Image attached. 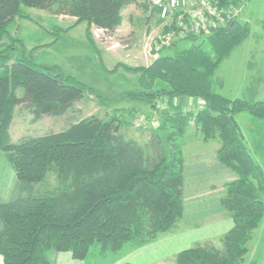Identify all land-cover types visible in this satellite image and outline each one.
Segmentation results:
<instances>
[{"label": "trees", "instance_id": "1", "mask_svg": "<svg viewBox=\"0 0 264 264\" xmlns=\"http://www.w3.org/2000/svg\"><path fill=\"white\" fill-rule=\"evenodd\" d=\"M137 1L0 0V157L12 165L19 183L18 197L0 205L2 264H51L54 252L70 253L78 261L94 250L116 255L128 245L145 246L172 232L184 214V157L178 142L190 122L204 140L219 141L218 160L239 177L225 185L222 201L234 228L220 239L221 247L198 245L177 255L175 264H242L249 253L248 244L264 219V173L247 149L236 116L247 113L264 120V102L229 100L212 89L216 68L248 38V24L233 21L207 31L218 51L215 60L197 46L172 56L164 52L148 67L122 64L112 71L138 74L139 91L128 98L155 109L160 99L204 101L197 114H161L160 130L171 132L168 149L158 130L148 145L128 139L121 129L128 123L118 117H90L62 132L12 141L9 128L17 107L39 122L66 116L87 93L101 98L78 78L39 65L34 59L39 47L28 52L12 35L17 20L32 21L25 9L76 19L73 26L86 24L88 40L99 54L92 30L112 37L124 7ZM66 31L56 27L55 42ZM49 178L55 186L44 188Z\"/></svg>", "mask_w": 264, "mask_h": 264}, {"label": "crops", "instance_id": "2", "mask_svg": "<svg viewBox=\"0 0 264 264\" xmlns=\"http://www.w3.org/2000/svg\"><path fill=\"white\" fill-rule=\"evenodd\" d=\"M141 4L140 0H138L134 4L124 7L120 14V25L112 38L125 31L135 34V38L140 36L139 32L146 35L149 34L152 29H155V32H157L156 36L163 32L162 22L159 19L158 11L150 8L146 3L142 7ZM244 7L238 22L250 25L243 17L245 10ZM38 12V19L47 23L50 21L58 24L64 23L65 21L72 23L68 29H65L67 30L65 34H69L75 29L82 27L84 30L83 35L87 44H89L90 48L93 50L100 64V68L103 72L107 71L109 74H114L109 72L111 71L110 69L106 70L102 64L103 55L97 43L96 46L98 47L99 54L91 46L87 37L86 24L73 26L76 19L64 16H54L47 11L38 10ZM26 13L28 14L27 11ZM134 14L139 17L138 20H134ZM26 21L35 22L33 18L32 21H19L17 22L16 31H18L21 23ZM139 29L142 31H139ZM32 30L35 32V29ZM16 31L14 32V35L18 37L19 32ZM93 31L94 30H92V32ZM55 43L56 42L54 41V43L49 45H56ZM24 45L29 50L32 44L27 46L24 43ZM240 46L233 49L230 55L216 68L212 77V89L216 94L229 100H243L249 103H256L248 100L247 95H252V93H254L253 86L257 87L261 83L258 80V83L253 85L251 80L253 81L257 77L251 76L246 69H250L251 66H247L246 62L245 65L241 64L239 58L235 57ZM31 48L34 49L35 46H32ZM155 60L146 66L140 67H148ZM126 97H128V95H126ZM132 101L137 102L141 106L139 108L119 110L117 116L121 121L126 120L125 118H131L134 120V116H141V114L150 116L155 114V111L157 110L143 101ZM159 103L164 106V112H176L180 110L197 114L205 107V103L201 99L188 97L175 98L171 102L167 99H160ZM245 114L247 113L238 114L236 116V122L239 125L248 151L260 166V162L263 159L262 156H264V120L252 117L254 118V121L249 122L247 117H243ZM240 118H244L249 124L257 127L258 138L252 140L253 143L251 142V144L250 140L245 136V128L242 126ZM158 127H160V124ZM133 128V125L130 126V124H126L121 129L125 134V131L127 130H130L132 133L136 132L137 130L134 128L136 131H133ZM157 129L154 128L152 130L155 132ZM126 137L144 145L140 142L139 138L134 139L133 137ZM151 138L152 135L147 142L150 143ZM181 141V149L184 157V214L172 232L162 235L156 242L145 246L137 247L128 245L116 255L102 256L99 255V253L97 254V251L95 252V255H93L92 251L84 261L75 260L70 253H51V264H175L176 256L183 251L189 250L198 245H215V243H220V239L234 228L233 219L222 205V201L227 196L225 185L238 180L239 177L235 172L218 160L217 153L220 148L219 141L204 140L199 128L194 122H190ZM3 158L4 156L0 157V205L15 200L19 195V183L16 173L12 165L4 158L9 163L8 165ZM1 229L2 223L0 220V231ZM2 261L3 259L0 255V264H2Z\"/></svg>", "mask_w": 264, "mask_h": 264}, {"label": "rangeland", "instance_id": "3", "mask_svg": "<svg viewBox=\"0 0 264 264\" xmlns=\"http://www.w3.org/2000/svg\"><path fill=\"white\" fill-rule=\"evenodd\" d=\"M140 2L142 3L141 7L144 6L145 1L140 0ZM244 9L243 17L250 24L251 33L246 42L237 50L235 57L239 58L241 64L245 65L246 62L247 66H251L250 69H246L251 76L257 77L253 80L254 82L251 80L253 85H256L258 80L261 83L257 87L253 86L254 93L247 95L248 100L264 102V0H247ZM26 11L35 22H22L18 31H16L17 22L20 21L17 20L10 28L12 35L17 37L14 32H19L18 37L23 43L27 46L32 44L29 50L26 48L28 52L33 50L32 46H35V48L39 47V49H35L37 51L34 54V59L39 65L49 68L51 71L56 67L63 74L78 78L93 88L101 98L87 93L86 99L76 105L66 116L59 118L46 117L39 122H34L29 113L23 110L22 107H17L9 128L14 143L23 138L41 137L52 132L65 131L71 125L90 117L108 120L112 117H118L119 110L139 108L141 106L126 97L128 94L139 91L137 82L139 75L127 73L122 69H119L116 73L113 72V75L107 73V71L103 72L93 50L87 44L82 27L75 29L69 34H61L59 41L55 43L56 45L50 46L49 44L55 41V36L52 34L54 29L56 27L63 30L68 29L72 23L67 21L59 24L51 21L47 23L38 19V10L28 8ZM133 18L138 20L139 17L134 14ZM32 29H35V32ZM139 31L142 30L139 29ZM134 35L129 31H125L112 38L104 33L91 32L95 47H97V43L102 51V64L106 70L110 69L111 71L109 72H112L118 65L122 64L130 67L146 66L155 60L154 55L151 53L152 43L157 35L155 29H152L146 35L139 32L140 36L137 35V38ZM5 41L8 42V39ZM197 46H201L204 53L212 60L217 59L218 51L210 43L207 32L202 38L181 41L172 49H166L167 51L164 50L162 53L165 52L166 55L172 56L176 52L189 50ZM53 73L55 74V71ZM17 94L18 97H22L24 92L19 89ZM159 101L157 102L155 114L150 116L141 114V116H134V120L125 118L126 120L124 121L128 122L130 126L133 125L137 130L133 128V131H136L133 133L127 130L125 131V136L133 137L134 139L139 138L141 143L148 145L149 142L147 141L154 132L152 129L158 128L157 130L160 131L159 135L162 138V145L168 149L171 144L167 141V138L171 132L160 130L162 126L161 114L165 109ZM243 117H247L249 122L254 121V118L249 114H245ZM155 119L158 121L157 126H152ZM144 121H147L149 125H143ZM241 123L245 128V136L250 140V144L251 142L253 143L252 140L258 138L257 127L249 124L244 118L241 119ZM159 124L160 127H158ZM178 144L182 146V141L180 140ZM262 157V161L259 162L264 173V156ZM3 160L7 162L4 158ZM7 164L9 165L8 162ZM55 183L54 178H49L44 188L55 186ZM262 199L264 200V195H262ZM215 246L221 247L219 242L215 243ZM248 247L249 253L245 256L242 264H264V219L260 227L254 232ZM95 252L94 250L93 255H95Z\"/></svg>", "mask_w": 264, "mask_h": 264}, {"label": "built area", "instance_id": "4", "mask_svg": "<svg viewBox=\"0 0 264 264\" xmlns=\"http://www.w3.org/2000/svg\"><path fill=\"white\" fill-rule=\"evenodd\" d=\"M158 11L163 32L152 43L151 53L158 58L160 53L190 37L201 36L209 29L226 27L238 21L246 0H144ZM95 32L104 33L102 30ZM157 119L152 126H157ZM148 124L147 121L143 125ZM149 125V124H148Z\"/></svg>", "mask_w": 264, "mask_h": 264}]
</instances>
